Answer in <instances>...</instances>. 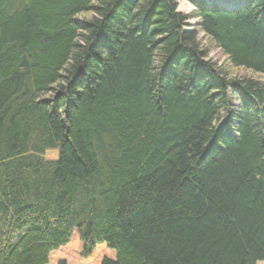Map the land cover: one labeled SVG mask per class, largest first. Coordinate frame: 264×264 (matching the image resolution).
Returning <instances> with one entry per match:
<instances>
[{
    "label": "trees",
    "instance_id": "16d2710c",
    "mask_svg": "<svg viewBox=\"0 0 264 264\" xmlns=\"http://www.w3.org/2000/svg\"><path fill=\"white\" fill-rule=\"evenodd\" d=\"M185 1L0 0V264L264 260V0Z\"/></svg>",
    "mask_w": 264,
    "mask_h": 264
},
{
    "label": "rangeland",
    "instance_id": "374dc122",
    "mask_svg": "<svg viewBox=\"0 0 264 264\" xmlns=\"http://www.w3.org/2000/svg\"><path fill=\"white\" fill-rule=\"evenodd\" d=\"M178 10L183 14H191L193 7L185 0H178ZM196 22V18H190L187 21V28H195ZM198 38L201 45L208 49L207 56L209 59L216 61L218 65H225L227 63L226 57L217 48L211 47L206 37L199 33ZM229 70L232 76H247L253 77L254 79L260 78L259 74L245 70L244 68L232 67ZM55 156H57L55 150L45 152V157L54 158ZM114 258L115 250L105 243L97 244L89 253H86L79 233L77 230H74L68 242L50 252L46 264H102L104 259ZM256 264H264V260Z\"/></svg>",
    "mask_w": 264,
    "mask_h": 264
},
{
    "label": "water",
    "instance_id": "95a60500",
    "mask_svg": "<svg viewBox=\"0 0 264 264\" xmlns=\"http://www.w3.org/2000/svg\"><path fill=\"white\" fill-rule=\"evenodd\" d=\"M226 1H228V2H230V3H234L236 0H226ZM228 8V7H227ZM229 8H231V7H229Z\"/></svg>",
    "mask_w": 264,
    "mask_h": 264
},
{
    "label": "bare ground",
    "instance_id": "6f19581e",
    "mask_svg": "<svg viewBox=\"0 0 264 264\" xmlns=\"http://www.w3.org/2000/svg\"><path fill=\"white\" fill-rule=\"evenodd\" d=\"M225 1L224 0H220L219 3H224Z\"/></svg>",
    "mask_w": 264,
    "mask_h": 264
}]
</instances>
